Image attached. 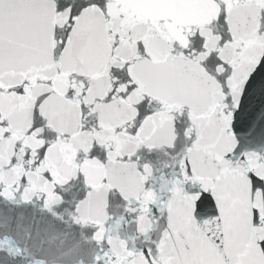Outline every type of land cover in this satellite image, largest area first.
<instances>
[{
    "label": "snow or ice",
    "instance_id": "1",
    "mask_svg": "<svg viewBox=\"0 0 264 264\" xmlns=\"http://www.w3.org/2000/svg\"><path fill=\"white\" fill-rule=\"evenodd\" d=\"M0 264H264V0H0Z\"/></svg>",
    "mask_w": 264,
    "mask_h": 264
}]
</instances>
